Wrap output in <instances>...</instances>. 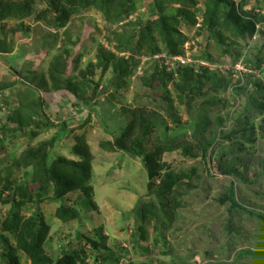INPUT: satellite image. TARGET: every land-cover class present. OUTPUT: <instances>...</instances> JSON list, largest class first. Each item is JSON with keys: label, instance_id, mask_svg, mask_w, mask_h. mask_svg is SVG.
Wrapping results in <instances>:
<instances>
[{"label": "rangeland", "instance_id": "374dc122", "mask_svg": "<svg viewBox=\"0 0 264 264\" xmlns=\"http://www.w3.org/2000/svg\"><path fill=\"white\" fill-rule=\"evenodd\" d=\"M5 1L25 11L0 19V264H30L14 228H4L16 214L20 232L37 217L50 264L80 246L87 264H264V21L256 19L252 36L203 24L209 6L223 23V13L241 4L250 16H264V0H112L121 7L110 16L100 0ZM165 11L179 20L180 52L167 53L155 30L158 51H134L139 24ZM186 67L190 109L178 96ZM201 71L210 76L204 83ZM257 80L262 90L254 89ZM140 112L166 124L153 127L142 148L161 165L150 179L137 158L103 146L118 134L104 127ZM201 118L206 123L194 130ZM65 121L50 163L82 160L73 148L86 147L91 190L64 195L80 217L62 222L41 158ZM160 143L170 146L157 154ZM167 177L175 178L171 189L157 190Z\"/></svg>", "mask_w": 264, "mask_h": 264}, {"label": "trees", "instance_id": "16d2710c", "mask_svg": "<svg viewBox=\"0 0 264 264\" xmlns=\"http://www.w3.org/2000/svg\"><path fill=\"white\" fill-rule=\"evenodd\" d=\"M183 1V0H181ZM102 3V8L106 15L110 16L111 13H115V9L118 7H121L119 3H116V7L112 5V0H100ZM194 0H192L191 5H193ZM57 1H54V5L56 6ZM100 7V3L97 4ZM214 5V4H213ZM220 5V4H219ZM244 5L241 4L240 10H229V11H222L223 15H225V22L219 21L218 12H215V9L213 6H209L208 10H206V13L203 15V24L208 27H213L217 23L220 24V26L228 27L230 29H234L238 34L246 33L249 36H252L253 33L256 32V19L259 17L260 20L264 21V16L260 15H252L250 16V13L246 10H242ZM261 7H264L261 5ZM26 8V7H25ZM21 11H25L24 8L19 6L17 3H11L6 2L5 0H0V19L6 17L18 14ZM168 12H161L153 21L148 22L147 24L141 25L139 36L137 35V41L134 45V51H151V52H157L159 49V46L157 44L155 45L156 36L155 31H157L162 44L164 45V49L169 54H176L180 52V45L181 42L177 39L175 36L176 31V24L179 22L175 17L172 15H167ZM261 17V18H260ZM261 22V21H260ZM130 42V40H129ZM124 43H127L125 41ZM122 43L119 42V45ZM147 48L144 50V48ZM223 52H226V48H222ZM120 66L122 67V62H120ZM180 77L183 81V84L178 85V89L180 90L179 99L181 97H184L183 100L186 104V106L190 109L191 105L194 104L193 97L189 94L191 90V87L188 85L186 80L192 78V70L190 68H183L182 71L179 70ZM196 77L200 79L199 82H205V80L209 79L210 76L206 75V71H201L200 73L196 74ZM168 78H172V73H168L166 75L167 82ZM255 90L263 89V84L257 80L254 81ZM163 84V85H164ZM188 86H187V85ZM185 89H188L189 92L185 93ZM260 90V91H261ZM259 91V92H260ZM186 95V96H185ZM205 101V100H204ZM207 103H215L213 100L207 99ZM260 106V109L264 107L262 103L258 104ZM112 106V105H111ZM170 106L168 107V109ZM197 113V112H196ZM169 116L174 124L176 126L180 125V120L178 118V115L175 112L169 113ZM152 118V117H151ZM206 123L204 119L201 118V120L198 123H192V128L194 130L199 127L198 125L200 123ZM219 123H223V119H219ZM156 125H160L163 128H166V124L163 121L158 120H150V117H146L144 113L140 114L138 113V117H135L134 120L126 122V124H120L117 125L114 129L109 130L107 127H104L107 132L114 133L118 131V134L116 133L114 135L112 142H107L103 144V146L108 147L110 150H119L125 153H128L130 156L137 158L141 164L143 165L147 177L153 178L156 177L157 174H159V167L161 166L156 162V158L158 157L155 154L156 153H148L144 154L142 151V148L144 146V143L146 141V136H148L149 131L155 127ZM137 126L136 129L133 127ZM69 125L67 122H63L61 124V128L58 131H55L53 137L48 143L47 149L42 154L41 162L43 167V172L41 171V175L46 176V182H48V188H51L52 186V196L51 200L58 201L60 204L56 209L55 215L57 218H59L60 221H69L70 219H76L80 217L79 211L76 207H72L69 205H66L65 202H63L61 199H63L64 195L71 192V190L75 188L83 189L84 191L91 190L89 185V180L91 177V165L89 163V158H91V155L89 154V151L85 147L83 149L82 146L79 144L75 145L73 150L74 153L78 156H83L82 160L73 161L69 160L65 157L59 156L56 160L52 161L50 163V150H52L55 143L63 138V136L67 133ZM202 129L204 128L203 125L200 126ZM185 127H182L178 133H182ZM263 127L261 128V130ZM244 130L242 133L240 131V135H246ZM248 131V130H247ZM253 131V130H252ZM200 132L202 130L200 129ZM249 132V131H248ZM202 134V133H201ZM177 135L173 134L171 137L167 136L166 141H170L171 139H176ZM223 138L229 139V133H226L223 135ZM211 142H208L205 147H203V154L206 152V148L210 146ZM187 148H184V152H190V146L188 144H184ZM183 145V146H184ZM170 145L165 143H160L159 147H157V154L160 153V151H163V149H168ZM201 146V145H200ZM144 155V156H143ZM161 168V167H160ZM157 173V174H156ZM160 175V174H159ZM44 177V176H43ZM174 177H167L164 178V180L159 184L157 190L162 191H169L172 187V184L174 182ZM152 185V184H151ZM150 185V186H151ZM48 190V189H47ZM10 201V200H9ZM8 201V202H9ZM31 201L30 199L27 201H19L17 204L18 206L28 204V202ZM37 201V200H36ZM140 212V210H139ZM142 213V211H141ZM14 214V213H12ZM145 219H147V214H144ZM14 217V216H13ZM16 219V222L12 223V226L10 224L5 225V229H10V227L14 228L13 233L15 234V237L17 239V246L23 253H25L30 258V264H50L48 260H46L43 256V249L41 248L42 239L45 236V231H42L40 229H37V226H39L36 221L37 217L29 218L23 225H22V231L20 232V229H17V226H19V220L20 216L16 214V216L13 218ZM43 222L41 225H46L45 222ZM47 226V225H46ZM84 248L83 246L75 250L74 252L68 253L63 252V254L54 262V264H87L84 260ZM99 257V256H98ZM104 259V258H103ZM11 264H18L17 258L13 259V262Z\"/></svg>", "mask_w": 264, "mask_h": 264}, {"label": "clouds", "instance_id": "9594fccd", "mask_svg": "<svg viewBox=\"0 0 264 264\" xmlns=\"http://www.w3.org/2000/svg\"><path fill=\"white\" fill-rule=\"evenodd\" d=\"M256 27H257V24L255 25V28H256ZM257 31H258V30H257V28H256V32H255V33H257Z\"/></svg>", "mask_w": 264, "mask_h": 264}]
</instances>
